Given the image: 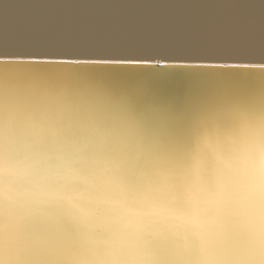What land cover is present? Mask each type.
Here are the masks:
<instances>
[{"label": "water", "instance_id": "1", "mask_svg": "<svg viewBox=\"0 0 264 264\" xmlns=\"http://www.w3.org/2000/svg\"><path fill=\"white\" fill-rule=\"evenodd\" d=\"M263 165L264 0H0V264H264Z\"/></svg>", "mask_w": 264, "mask_h": 264}, {"label": "bare ground", "instance_id": "2", "mask_svg": "<svg viewBox=\"0 0 264 264\" xmlns=\"http://www.w3.org/2000/svg\"><path fill=\"white\" fill-rule=\"evenodd\" d=\"M261 170H264V165L261 167ZM233 176L239 177L243 179V188L242 185L234 180L236 184L227 185L232 190V194L223 195L222 197L217 195L220 199H217L216 204L212 207L210 205V201L205 200L206 202L202 204V206L196 207L194 213L189 215L188 219L183 221H188L184 223L185 226L189 229L191 225L194 223V220L199 222V228H206L205 220H200L199 218H207L209 217L215 218V216H220L221 213L225 210V208L229 209V206L232 207V210H236L242 217L247 220H252L254 222H258V211L260 207V203L264 204V172L261 171H250L248 173H235L231 172ZM263 184V185H262ZM220 194V193H219ZM118 198V197H117ZM119 203L122 202L120 198H118ZM129 202L122 203L121 205L114 206V214L115 218H118L126 214L127 216L133 215L132 212H135V209H130ZM213 208L214 211L210 215L209 213L205 212V209ZM230 210V209H229ZM153 215L154 219H160V223L162 220L168 218L161 214H151ZM165 215V214H164ZM138 218V216H137ZM139 219V218H138ZM169 219V218H168ZM210 220V219H209ZM169 220H167L168 223ZM170 222V221H169Z\"/></svg>", "mask_w": 264, "mask_h": 264}]
</instances>
